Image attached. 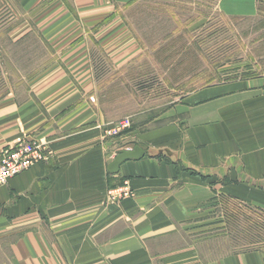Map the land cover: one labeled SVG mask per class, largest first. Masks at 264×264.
I'll return each instance as SVG.
<instances>
[{
	"label": "crops",
	"instance_id": "0c3cea01",
	"mask_svg": "<svg viewBox=\"0 0 264 264\" xmlns=\"http://www.w3.org/2000/svg\"><path fill=\"white\" fill-rule=\"evenodd\" d=\"M234 1L250 5L231 14L255 15L254 0ZM138 2L13 0L10 43L37 32L54 60L24 97L0 102V152L23 140L49 150L48 160L0 187V264H264V249L202 261L180 231L223 197L264 210V77L188 93L181 137L167 126L129 147L111 140L91 102L95 49L120 66L142 54L127 19ZM136 147L144 156L110 171ZM124 186L133 196L108 202Z\"/></svg>",
	"mask_w": 264,
	"mask_h": 264
},
{
	"label": "rangeland",
	"instance_id": "374dc122",
	"mask_svg": "<svg viewBox=\"0 0 264 264\" xmlns=\"http://www.w3.org/2000/svg\"><path fill=\"white\" fill-rule=\"evenodd\" d=\"M220 2L139 0L127 19L142 45L141 56L120 66L95 49L91 102L120 147L144 144L143 134L167 126L177 127L181 137L187 130L179 106L190 92L264 77V0L253 1L256 13L251 16L230 13L236 6L245 10L249 3L229 0L225 7ZM14 11L13 0H0V102L10 94L24 97L30 79L54 60L37 32L19 45L10 43ZM182 225L184 243L199 249L208 263L264 249V210L227 197L207 203Z\"/></svg>",
	"mask_w": 264,
	"mask_h": 264
},
{
	"label": "built area",
	"instance_id": "2783aa9c",
	"mask_svg": "<svg viewBox=\"0 0 264 264\" xmlns=\"http://www.w3.org/2000/svg\"><path fill=\"white\" fill-rule=\"evenodd\" d=\"M121 131V130H120ZM49 150L45 144L37 140H23L16 145L9 146L1 152L0 157V187L21 173L29 170L35 164L48 160ZM132 192L128 188L110 190L108 202L116 203L124 195L130 197Z\"/></svg>",
	"mask_w": 264,
	"mask_h": 264
},
{
	"label": "water",
	"instance_id": "95a60500",
	"mask_svg": "<svg viewBox=\"0 0 264 264\" xmlns=\"http://www.w3.org/2000/svg\"><path fill=\"white\" fill-rule=\"evenodd\" d=\"M142 156H144V152L140 147H136L134 151H124L120 152V154L116 157L114 162L110 166V171L111 172H116L119 170L120 166L129 160L132 159H139Z\"/></svg>",
	"mask_w": 264,
	"mask_h": 264
}]
</instances>
